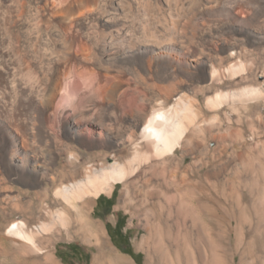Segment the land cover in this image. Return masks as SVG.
Segmentation results:
<instances>
[{
  "label": "rangeland",
  "instance_id": "374dc122",
  "mask_svg": "<svg viewBox=\"0 0 264 264\" xmlns=\"http://www.w3.org/2000/svg\"><path fill=\"white\" fill-rule=\"evenodd\" d=\"M201 1L204 2L205 12L196 14L190 25L185 17H177L180 21L184 18V24L181 21V25L190 30L187 31L188 36L180 37L179 41L182 43L178 41L179 47L171 45L174 49L158 50L154 54L150 51L152 43L147 32L154 25L165 23V17L176 16L171 11L174 5L172 1L0 0L1 205L11 204L20 196L24 203H29L37 192L46 188L45 185L40 187L41 183H38L36 178L38 172L34 168L24 169L18 160L13 161V157L21 152L26 153L23 156L25 159L38 162V153L42 155L43 150H60L62 143L74 142L81 161L99 153L128 157L134 142L139 139L138 136L131 137L135 131L128 130V127L143 125L153 109L162 105H175L181 98H199L204 111L202 121L205 120L206 124L210 123L212 126H193L192 130H198L196 142L193 144L197 146L196 150L185 138L171 157L174 163L168 167L170 170L165 171L162 165L158 171L151 168L147 177L156 181L166 176L169 181L174 182L188 177L198 185L195 194L197 205L201 207L203 214L208 212L209 207L217 211L225 207L224 209L231 213L232 205L223 200L221 185L227 180L234 184L235 173L242 169L246 170V179L252 181L254 176H259L261 187L254 192L253 201L258 197L260 204L264 206V97L257 102L252 101L254 103L248 102V105L236 106V110L231 105L217 109L214 106L207 107V97L213 96L214 93L205 92L208 87L214 86L209 75L210 69L206 65L209 59H213L212 64L215 63L213 65L219 70L233 67L235 72H240L215 85L224 95L241 94L246 88L253 90L252 87H259L264 95V43L259 46L254 40L255 35L262 33L264 29V0H222L219 4L210 3L217 0ZM119 3H124L126 11H116L114 7ZM185 4L191 7L192 0H185ZM129 10L131 11L127 12ZM113 17H118L125 25L120 23L118 26H112L110 18ZM194 25L198 26L195 28ZM168 31L174 33L171 28ZM111 32L119 35V41L116 42L121 49L126 46L129 48L131 39H135L144 47L127 55L122 63L115 61L108 71L100 67L97 59L101 53L98 48L104 43L105 35ZM65 40L70 43L71 57L62 61L61 88L54 107L43 111L38 105L37 80L38 75L45 76L48 69H44L41 63L46 56V63H51L46 64L47 67L58 61V53L65 49ZM235 42L242 44L243 52L241 49L236 51L231 48L230 45ZM25 62L31 67L27 71L22 69ZM136 75L138 78H135ZM116 82L122 84L118 100L115 102L108 97ZM111 128L116 129L119 141L128 140L127 148L117 147L110 152V144L118 142L108 130ZM209 129L212 133L207 132ZM241 141L253 144L252 158L244 159L245 150ZM224 144L227 152L215 158L216 151ZM93 159L96 158L92 157L91 160ZM54 160L58 165L69 162V158L59 155L54 157ZM249 163L251 166L260 165L258 174L250 167L245 168ZM221 168L223 171L216 176L215 172ZM249 169L251 172L247 171ZM124 189V185L119 183L113 192L102 194L98 199L91 197L89 217L91 221L98 223L100 228H91L95 236H89L86 242L83 236L55 240L49 252L54 255L58 264H93L97 253L96 236L133 264H148V253L138 249L136 243L147 236V228L152 227L153 221L146 218L141 207L137 209V201L135 205H121ZM246 193V202L252 204L250 193ZM115 194V206L111 214H108L109 208L105 207V203ZM120 220L124 228L118 231L116 227ZM188 226L191 224L188 223L186 227ZM174 229L178 232L177 227ZM165 232L167 233L166 230ZM118 233L122 234L125 240L118 239ZM233 240L231 237L226 240L231 246L230 253L234 248ZM175 244L178 247L182 245V241L179 240ZM164 246L162 264H174L175 255L167 250L173 244L164 240ZM43 257L38 254L39 259ZM181 257L184 259L183 254Z\"/></svg>",
  "mask_w": 264,
  "mask_h": 264
},
{
  "label": "bare ground",
  "instance_id": "6f19581e",
  "mask_svg": "<svg viewBox=\"0 0 264 264\" xmlns=\"http://www.w3.org/2000/svg\"><path fill=\"white\" fill-rule=\"evenodd\" d=\"M168 1L174 2L171 11L176 16L165 17V23L160 22L161 24L154 25L147 32L149 41L152 43L150 51L154 54L158 50L168 51L174 49L171 45L179 47L178 41L180 37L188 36V30L181 25V21L183 22L184 18L180 21V18L178 19L177 17H185L187 24L190 25L195 20L196 14L205 12V5L201 0H192L191 7L186 6L185 0ZM221 1H210V3L219 4ZM114 8L119 13L126 11L124 3H119ZM110 20L112 26H118L121 23L118 17L110 18ZM168 27L171 30L173 29L174 33L168 31ZM115 32L105 35L104 43L98 48L101 51V53L99 52L100 57L99 59L96 58L100 62V67L108 71L115 61L122 63L127 55L137 50L140 51L144 47L143 44L136 42L135 39H131L129 48L126 46V48L124 47L125 49H121L117 46L119 35H115ZM193 35L195 37L194 32ZM254 40L257 45L262 46L264 43V29L262 33L259 32L258 35H255ZM64 42L66 43L65 49L58 53V61L56 60L54 64L52 62V66H46L48 64L46 63L47 56H44L41 66L48 70L44 74L45 76L38 75V83L35 81L37 83L39 109L43 111H49L54 107L61 88L62 61H67L71 57L70 43L68 40ZM145 42L147 41L145 40ZM230 46L233 50L241 49L242 51V44L239 42H235ZM196 58L198 59V57ZM230 58L233 59L232 56ZM212 61L213 59H209L206 65L210 69L211 73L209 75L214 86L210 85L211 87L206 90L203 89L208 94L214 93L213 96L207 97V107L211 108L214 106L218 109L224 105H231L234 108L239 105H248V102H257L264 97L263 91L259 87H252L253 90L250 91L246 88L244 92L241 91V94L224 95L215 85L222 82L224 78H228V76L229 78L230 76L233 77V75L236 76L235 73L237 72L234 71L233 67L219 70L217 66L213 65L215 63L212 64ZM49 64L51 63L49 62ZM241 65L238 64V66ZM30 68L28 62L22 64L23 71H27ZM237 71L239 70L237 69ZM237 74H240V72ZM135 78H138L137 75ZM139 78L144 80L143 77ZM177 83L179 84V82ZM121 84L119 82L114 83L110 93L108 92L110 100L115 102L118 100ZM75 95L77 96V94ZM159 96L157 97L159 98ZM166 105L153 109L154 111L143 125L128 127V130L135 131V133L131 134L132 138L134 136L139 137L137 142H134L132 150L128 151V157H118L114 153L111 156L99 153L94 156L90 155L85 161H81L80 153L74 142L62 143L60 150H43L42 155L38 153V162H34L33 159H25L23 156L26 153L21 152L18 156H14L13 161L18 160L21 168H34L38 172L36 178L38 183H41L40 187L42 188L45 185L46 188H42L43 191L37 192L34 199L29 203H24L20 196L11 204L6 206L0 204V264H58L54 255L49 252L52 243L60 238H73L76 236L78 238V236H83L85 241L89 236H93L94 234L92 233L94 232L92 229L96 230L100 227L98 223L91 221L89 217L92 206L91 197L98 199L102 194L111 193L119 183H122L125 187L121 205H135L137 201V209L141 207L145 211L146 218L153 221L152 227L147 228V236L136 243L138 249L148 253V264H162L165 247L164 240H169L173 244L167 250L175 255L174 264H264V206L260 204L258 197L257 200L253 201L254 192L261 187L259 176H254L251 181L246 179V170L243 171L238 168L239 170L235 173L234 180L236 181H234V184L227 180L221 185L222 191L220 189L223 200L225 199L224 201L232 205L231 213L224 209L225 207L221 211L209 207L206 214H203L201 207L199 208L197 205L198 199L195 193L198 185L189 180L188 177H183L181 181L177 182L169 181L166 176L156 181L147 177V173L149 170L151 171V168L158 171V168L162 165L165 171L169 169L168 167L174 163L171 157L175 155L176 150L182 145L185 138L193 146L192 148L196 150L197 146L193 144L196 142V132L198 130H192L193 126H212L209 125L210 123L206 124L205 120H203L204 123L202 121L204 111L200 106L199 98L196 100L181 98L175 105ZM108 130L114 135L112 137L117 139L116 129L111 128ZM207 132L212 133V130L209 129ZM126 140H118L117 143L110 144V152L117 147L125 148L128 142ZM224 140H222L223 143ZM241 144L245 150L244 159L252 158L251 154L254 152L253 144L251 145L246 141H241ZM23 145L25 147V144ZM225 145L219 147L216 151V156L214 155L215 158L227 152L224 149ZM209 153L207 152V154ZM57 155L69 158V162L65 165L56 164L54 157H57ZM92 157L96 159L91 160ZM246 165V167L244 165L246 169L250 167L254 173L258 174L257 171L259 172L260 165L251 166L250 163ZM222 171L223 168L215 172L216 176ZM247 171H250V169ZM140 184L142 186H139ZM213 185L215 186V184ZM246 191L248 194L250 193L252 204L246 202ZM19 216L25 219H21ZM188 223L191 224L190 227H186ZM175 227L178 228V232H175ZM228 237L234 238L232 253H230V244L226 243ZM179 240L182 241V245L176 247L175 243ZM96 241L97 253L93 264H133L129 259L118 254L108 245L106 246L98 236H96ZM38 254L44 257L39 259ZM182 254L184 259L181 257Z\"/></svg>",
  "mask_w": 264,
  "mask_h": 264
},
{
  "label": "trees",
  "instance_id": "16d2710c",
  "mask_svg": "<svg viewBox=\"0 0 264 264\" xmlns=\"http://www.w3.org/2000/svg\"><path fill=\"white\" fill-rule=\"evenodd\" d=\"M102 199V197L99 199V201ZM115 202H116V194L114 195L113 198L109 199V203H110V206H109V212L108 214H111V211H112V208L115 206ZM124 228V224L123 222L120 220L118 226L116 227V230H123Z\"/></svg>",
  "mask_w": 264,
  "mask_h": 264
},
{
  "label": "flooded vegetation",
  "instance_id": "af4514ba",
  "mask_svg": "<svg viewBox=\"0 0 264 264\" xmlns=\"http://www.w3.org/2000/svg\"><path fill=\"white\" fill-rule=\"evenodd\" d=\"M110 199H111V198H110ZM109 206H110V203H109V200H107V202L105 203V207H106V208H109ZM117 237H118V239H120V240H125L124 237H123V235L120 234V233H118Z\"/></svg>",
  "mask_w": 264,
  "mask_h": 264
}]
</instances>
